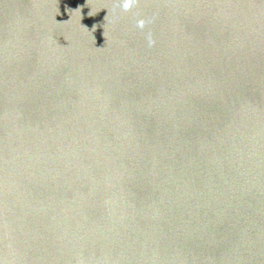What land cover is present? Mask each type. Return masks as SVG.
Masks as SVG:
<instances>
[{
	"label": "water",
	"instance_id": "water-1",
	"mask_svg": "<svg viewBox=\"0 0 264 264\" xmlns=\"http://www.w3.org/2000/svg\"><path fill=\"white\" fill-rule=\"evenodd\" d=\"M0 264H264V0H0Z\"/></svg>",
	"mask_w": 264,
	"mask_h": 264
},
{
	"label": "clouds",
	"instance_id": "clouds-1",
	"mask_svg": "<svg viewBox=\"0 0 264 264\" xmlns=\"http://www.w3.org/2000/svg\"><path fill=\"white\" fill-rule=\"evenodd\" d=\"M129 7H130V4H125V8L126 9L129 8ZM140 26L143 27V22H141Z\"/></svg>",
	"mask_w": 264,
	"mask_h": 264
}]
</instances>
